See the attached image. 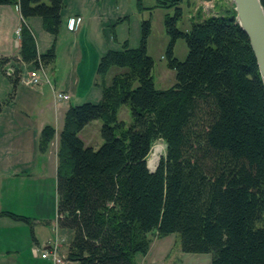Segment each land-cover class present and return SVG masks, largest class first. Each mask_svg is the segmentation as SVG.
I'll list each match as a JSON object with an SVG mask.
<instances>
[{
    "label": "trees",
    "instance_id": "obj_1",
    "mask_svg": "<svg viewBox=\"0 0 264 264\" xmlns=\"http://www.w3.org/2000/svg\"><path fill=\"white\" fill-rule=\"evenodd\" d=\"M173 8L164 14L165 65L174 83L156 89L145 42L149 21L140 23L139 44L123 41L98 58V103L69 105L57 133L55 226L72 233L68 264H137L147 235L178 236L183 253H210L209 264H264V86L245 34L228 15H209L187 30L175 27L182 0H154ZM264 11V0H259ZM62 0H0L20 16L18 55L46 67L53 45L37 53L24 19L39 17L55 35ZM140 6V2L138 1ZM141 7V6H140ZM182 38L186 55L172 54ZM13 58H0V66ZM119 67L105 84L111 67ZM13 70L12 84L18 80ZM5 73V72H4ZM127 105L130 122L116 118ZM99 119L101 144L84 145L77 132ZM54 129L41 128L44 152ZM164 154L150 171L146 158L156 142ZM13 220L24 216L0 212Z\"/></svg>",
    "mask_w": 264,
    "mask_h": 264
},
{
    "label": "rangeland",
    "instance_id": "obj_2",
    "mask_svg": "<svg viewBox=\"0 0 264 264\" xmlns=\"http://www.w3.org/2000/svg\"><path fill=\"white\" fill-rule=\"evenodd\" d=\"M42 1L47 3V0ZM138 1L141 7L138 5ZM178 6L181 13L175 20V27L182 31L187 30L192 22L200 21L209 15H228L231 8L229 0H182ZM59 14L60 22L55 35L43 30L39 17H27L24 19V23L29 27L34 37L36 50L40 51L38 53L44 54L53 45L59 68L75 71L73 76L77 78L78 92L69 94V100L62 102V107L78 105L83 102L98 103L101 89L98 84L94 83L98 58L108 49H120L123 41H126L130 48L137 47L140 37V23L143 20H148L150 27L145 49L153 62L151 75L154 87L165 89L174 83V72L165 65L164 50L168 36L163 24L164 14L172 16L173 8L157 6L154 0H62ZM9 16L12 25L11 32L10 36L4 39L6 48L3 51L7 49V51L13 52L15 50L13 37H16L14 29L19 27L21 19L17 17L16 13H14V17L11 14ZM70 17H78L79 22L72 29L67 30L66 21ZM186 51L184 40L177 38L172 48L173 56L178 60H183ZM33 68L34 66L31 64H24L21 65L20 69L22 73L27 74ZM118 68L115 66L110 68L105 84L109 83L110 76ZM12 77L9 74H4L0 68L1 99H7L5 85L8 83L10 86L12 85L10 80ZM48 80L51 85V78L49 77ZM23 89L25 92L27 91L26 88ZM61 89L65 90L66 87ZM43 91H45L42 96L44 102L51 104L53 101L50 89L46 87ZM31 115L29 113V116ZM34 115H36L35 118H29V125H34L38 121L37 113ZM116 118L125 124L130 122L127 105H121L118 108ZM100 125L101 121L95 119L86 123L77 132L78 138L84 145L96 149L101 144ZM153 154L156 156L157 163L158 158L164 154V144L161 141H156L150 147L146 158V165L149 170L156 165L151 168L149 164ZM51 192V205H44L37 219L24 216L27 220H16L12 224L5 220L0 221V251L5 248V242L9 243V249H17L19 254L16 258L13 255L0 254V264H49L46 261L33 258L32 249L40 250L47 243V240L52 241L55 236L60 239L58 253L65 257L72 233L68 230H60L55 226L53 186ZM262 223L264 225V221ZM147 239L146 253L135 255L137 264L210 263V253L181 252L178 248V236L175 233L163 237L149 234ZM64 264L68 263L65 261Z\"/></svg>",
    "mask_w": 264,
    "mask_h": 264
},
{
    "label": "crops",
    "instance_id": "obj_3",
    "mask_svg": "<svg viewBox=\"0 0 264 264\" xmlns=\"http://www.w3.org/2000/svg\"><path fill=\"white\" fill-rule=\"evenodd\" d=\"M14 13L20 17L16 6L0 5V58L14 59L5 62L0 68L10 77L13 76L14 69L18 70V80L11 86L9 83L5 85L7 99L0 98V212H11L37 219L44 205H51L53 186L55 217V150L57 133L67 108V106L62 107L61 104L69 100V94L78 92L77 78L73 76L75 71L61 70L55 57L52 63L44 67L46 75L48 73L51 78V85L49 82L36 87H27L22 83L26 73L21 72V65L30 63H24L19 59L18 39L13 37L15 48L13 52L7 49L3 51L6 48L4 39L9 37L11 32L9 15L13 16ZM17 29L18 27H15L14 34ZM59 82L62 83L58 84ZM46 87L50 89L51 94L53 91L67 94L68 99L55 100L51 95L53 102L45 103L42 96ZM65 87V90L61 89ZM29 113L32 115L29 116ZM34 113H37L38 121L34 125H29V118L36 116ZM45 125L53 127L54 135L47 149L41 153L37 150V140L41 128ZM3 220L9 224L16 222L9 216L0 215V221ZM48 242L50 241L47 240ZM47 243L41 249H48ZM4 244L5 248L1 249L0 254L13 255L14 258L19 256L17 249L11 250L9 243L4 242ZM38 255L39 252L32 257L51 264L49 260L42 259Z\"/></svg>",
    "mask_w": 264,
    "mask_h": 264
},
{
    "label": "water",
    "instance_id": "obj_4",
    "mask_svg": "<svg viewBox=\"0 0 264 264\" xmlns=\"http://www.w3.org/2000/svg\"><path fill=\"white\" fill-rule=\"evenodd\" d=\"M233 20L245 34L264 86V11L259 0H229ZM152 171V169H150Z\"/></svg>",
    "mask_w": 264,
    "mask_h": 264
},
{
    "label": "built area",
    "instance_id": "obj_5",
    "mask_svg": "<svg viewBox=\"0 0 264 264\" xmlns=\"http://www.w3.org/2000/svg\"><path fill=\"white\" fill-rule=\"evenodd\" d=\"M79 22V18H67L66 21V28L72 29L75 24ZM16 39H18V29L15 31ZM22 83L27 87H36L42 83L49 84V80L47 78L44 66L37 60L36 65L34 68L31 69L24 79H22ZM55 100H66L68 99V95L62 92H54L52 94ZM60 247V239L56 236L54 239L47 243L46 250L37 248L32 249V255L36 256L39 252V257L42 259H47L50 261L51 264H64L65 257L58 253V248Z\"/></svg>",
    "mask_w": 264,
    "mask_h": 264
},
{
    "label": "bare ground",
    "instance_id": "obj_6",
    "mask_svg": "<svg viewBox=\"0 0 264 264\" xmlns=\"http://www.w3.org/2000/svg\"><path fill=\"white\" fill-rule=\"evenodd\" d=\"M149 164H150L151 168H153L152 166L156 164V156H155V154L152 155V157H151V159L149 161Z\"/></svg>",
    "mask_w": 264,
    "mask_h": 264
}]
</instances>
